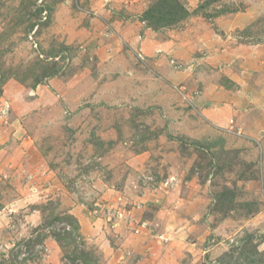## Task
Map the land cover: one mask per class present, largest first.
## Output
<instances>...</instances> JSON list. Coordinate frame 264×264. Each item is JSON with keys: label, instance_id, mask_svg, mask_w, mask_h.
I'll return each instance as SVG.
<instances>
[{"label": "rangeland", "instance_id": "rangeland-1", "mask_svg": "<svg viewBox=\"0 0 264 264\" xmlns=\"http://www.w3.org/2000/svg\"><path fill=\"white\" fill-rule=\"evenodd\" d=\"M161 1L0 0V264H264V0Z\"/></svg>", "mask_w": 264, "mask_h": 264}, {"label": "trees", "instance_id": "trees-1", "mask_svg": "<svg viewBox=\"0 0 264 264\" xmlns=\"http://www.w3.org/2000/svg\"><path fill=\"white\" fill-rule=\"evenodd\" d=\"M162 2V1H161ZM168 2H169V0H164L163 2H162V4L161 3H159V4H157V5H155L154 7L155 8H152L151 9V11H155L156 9H158V8H161V9H164V7L168 4ZM170 13L171 12H167L166 14H168V16H173L172 14L170 15ZM148 14V13H147ZM161 16V15H160ZM165 19V16H164V14H163V16L162 17H160V18H158L157 20L158 21H161V20H164Z\"/></svg>", "mask_w": 264, "mask_h": 264}]
</instances>
